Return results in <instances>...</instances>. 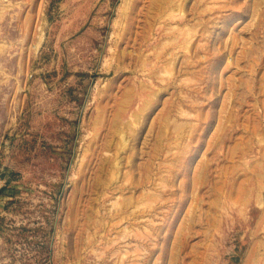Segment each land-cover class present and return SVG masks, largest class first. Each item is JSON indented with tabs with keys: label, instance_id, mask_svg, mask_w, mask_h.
Instances as JSON below:
<instances>
[{
	"label": "rangeland",
	"instance_id": "obj_1",
	"mask_svg": "<svg viewBox=\"0 0 264 264\" xmlns=\"http://www.w3.org/2000/svg\"><path fill=\"white\" fill-rule=\"evenodd\" d=\"M0 264H264V0H0Z\"/></svg>",
	"mask_w": 264,
	"mask_h": 264
}]
</instances>
